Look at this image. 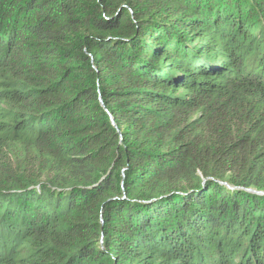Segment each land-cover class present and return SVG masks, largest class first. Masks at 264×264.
I'll return each mask as SVG.
<instances>
[{
    "label": "trees",
    "instance_id": "trees-1",
    "mask_svg": "<svg viewBox=\"0 0 264 264\" xmlns=\"http://www.w3.org/2000/svg\"><path fill=\"white\" fill-rule=\"evenodd\" d=\"M0 264H264V0H0Z\"/></svg>",
    "mask_w": 264,
    "mask_h": 264
}]
</instances>
